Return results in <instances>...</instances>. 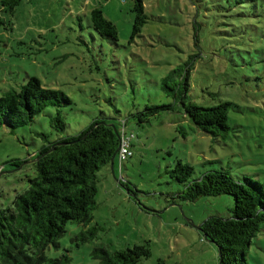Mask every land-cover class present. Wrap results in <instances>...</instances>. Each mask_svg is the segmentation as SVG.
<instances>
[{
	"label": "rangeland",
	"instance_id": "1",
	"mask_svg": "<svg viewBox=\"0 0 264 264\" xmlns=\"http://www.w3.org/2000/svg\"><path fill=\"white\" fill-rule=\"evenodd\" d=\"M222 1L142 0L147 23L136 34L134 0H21L11 14L0 12V96L19 90L29 77L61 90L73 102L60 109L67 134L78 133L100 112L113 115L116 109L125 119L145 104H173L161 80L192 54L199 56L191 72L190 101L204 107L232 104L224 137L197 129L178 105L141 126L129 121L125 131L132 136V156L122 163L116 157L112 167L97 172L91 222L67 223L58 247L45 249L46 257L98 264L95 249L112 253L138 245L150 250L139 264H218L217 248L204 239L200 226L211 216H230L233 199L172 202L169 193L183 186L168 171L179 160L193 167V177L223 170L264 186V47L250 35L255 27L264 30V0H242L228 19L218 9ZM94 8L115 25V43L92 29ZM225 20L230 26L223 25ZM56 111L47 107L14 130L0 126V208L27 188L26 176L33 172L23 163L43 145L39 134L50 141L58 137L50 124ZM10 160L22 161V167L16 169ZM246 260L264 264L263 227L247 247Z\"/></svg>",
	"mask_w": 264,
	"mask_h": 264
},
{
	"label": "trees",
	"instance_id": "2",
	"mask_svg": "<svg viewBox=\"0 0 264 264\" xmlns=\"http://www.w3.org/2000/svg\"><path fill=\"white\" fill-rule=\"evenodd\" d=\"M20 1L0 0V12L11 14ZM223 1L218 9L225 19L233 6L237 8L243 3L242 0ZM132 10L136 14L132 31L136 34L147 23L142 0H134ZM90 24L100 37L113 43L117 41L115 25L104 18L100 8L91 10ZM223 25L230 26L227 20ZM255 29L250 35L264 47V30ZM199 30L200 27H193L196 47ZM226 32L221 33L228 35ZM253 39L250 36V42ZM226 45L221 47L226 48ZM198 56L190 55L162 78L161 90L173 98V104H145L125 119L116 109L113 115L100 112L92 115L85 128L72 135L66 133L60 109L72 106L73 102L61 90L43 87L37 78L29 77L19 90L4 91L0 96V126L10 130L23 127L47 107H54L57 111L50 117V124L58 137L50 141L47 135L39 134L44 143L26 162L9 161L16 169L22 167V163L31 164L33 175L26 176L27 188L16 194L11 205L0 208V264H69L65 256L48 258L44 251L49 246L58 247V239L64 235L67 223L86 225L91 222L96 207L97 172L110 165L112 159L114 164L129 121L141 126L160 112H172L173 105H178L197 129L214 138L224 137L230 129L227 121L232 104L220 102L204 107L190 101V77ZM168 174L183 186L182 190L169 193L172 202H194L200 197L220 195L233 199L230 216H211L201 224L200 231L206 241L216 246L218 264H247L246 249L264 228V186L245 176L233 177L223 170H208L193 177V167L179 160ZM93 256L99 260L98 264H139L150 256V250L138 245L112 253L95 249Z\"/></svg>",
	"mask_w": 264,
	"mask_h": 264
},
{
	"label": "built area",
	"instance_id": "3",
	"mask_svg": "<svg viewBox=\"0 0 264 264\" xmlns=\"http://www.w3.org/2000/svg\"><path fill=\"white\" fill-rule=\"evenodd\" d=\"M131 138L132 136L131 135L127 136L126 133L122 135L120 148L118 152V159L120 162L125 161L126 158L131 155V150H130Z\"/></svg>",
	"mask_w": 264,
	"mask_h": 264
},
{
	"label": "water",
	"instance_id": "4",
	"mask_svg": "<svg viewBox=\"0 0 264 264\" xmlns=\"http://www.w3.org/2000/svg\"><path fill=\"white\" fill-rule=\"evenodd\" d=\"M113 160H114V159H112L111 162H110L111 167L113 166Z\"/></svg>",
	"mask_w": 264,
	"mask_h": 264
}]
</instances>
